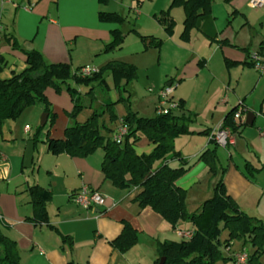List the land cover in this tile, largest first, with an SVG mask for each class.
Instances as JSON below:
<instances>
[{
    "label": "crops",
    "instance_id": "crops-1",
    "mask_svg": "<svg viewBox=\"0 0 264 264\" xmlns=\"http://www.w3.org/2000/svg\"><path fill=\"white\" fill-rule=\"evenodd\" d=\"M30 1L0 0V53L7 61L1 78L10 77L26 67L24 53L12 49L5 34L12 35L25 49H38L47 62L69 63L72 69L86 64L99 68L110 60H120L103 53L104 45L111 39V30L119 24L98 18L100 10H115H104L98 0ZM220 3L223 14L218 12ZM183 19L184 16L179 34L183 30ZM191 33L188 43L193 45L191 38L200 45L207 43L210 55L192 48L193 57L179 70L177 80L196 82L198 75L205 68L211 70L213 63L220 71L213 72V78L226 84L225 97L215 106L216 127L221 125L227 112L240 103L239 121L244 122L249 111L254 114L251 124L230 132L227 145L219 147V154L227 156L223 181L227 193L234 196L233 189L248 184L238 162L232 160L234 153L240 158L247 151L260 160L256 150L264 149V74L261 77L262 73L247 61L249 51L264 47V4L252 7L249 0H212L211 12L197 19ZM95 57L102 59L98 65L93 64ZM254 72L259 73L258 78ZM171 83L172 79L167 85ZM45 95L52 112L60 118L49 126L47 116L43 128H39V123L35 129L30 126L28 131L27 123L19 126L20 129L8 125L10 138L3 137L5 141L0 149L3 157L0 160V228L16 242L21 264H152L158 241L171 239L172 234L179 237L175 232L177 227H172L151 207L138 205L133 198L139 188L121 189L105 178L101 170L102 149L85 157L49 152L45 138L47 135L63 137L69 118L61 111L70 112L73 103L66 91L57 94L48 87ZM177 98L184 101L183 105L186 103L184 94H178ZM203 129L212 130L209 126H201L198 131ZM205 136L206 140L193 143V154L184 157L194 160L209 145V136ZM151 149L152 144L141 152ZM218 177L210 178L212 187ZM82 184L100 192L105 197L104 204L91 208L76 204L71 194ZM32 185H39L51 193L47 222L28 219L33 215L28 192ZM123 221L138 231V240L127 251L120 252L109 241L120 233ZM62 236H66L67 241H63Z\"/></svg>",
    "mask_w": 264,
    "mask_h": 264
},
{
    "label": "trees",
    "instance_id": "trees-1",
    "mask_svg": "<svg viewBox=\"0 0 264 264\" xmlns=\"http://www.w3.org/2000/svg\"><path fill=\"white\" fill-rule=\"evenodd\" d=\"M106 1L98 0L101 4ZM176 5L182 6L184 11L183 30L180 36L186 39L189 31L196 26L197 19L211 12L212 0H171L168 8L162 10L159 19L168 33L172 32L175 22L170 10ZM98 18L103 22L120 25L125 21L126 16L116 11L100 10ZM131 30L139 35L144 48L150 45L159 47L162 42L161 38L152 34L139 33L135 28ZM110 34L111 39L104 45L103 52L122 47L125 33L118 27L111 30ZM4 36L12 49L21 50L24 53L26 67L18 73L13 72L10 77H0V135L5 120L15 119L26 108L39 103L43 104L49 126H52L55 113L51 110L45 89L51 87L57 93L66 91L73 103L72 110L67 112L69 123L64 128L62 138L46 136L47 150L56 155L66 153L70 156L85 157L97 148H101L103 150L101 170L105 178L115 187L139 188L133 198L138 205L151 207L172 227H176L181 220L188 221L193 226L192 234L188 238L158 241L156 257L152 264H158L161 257H164L163 264H215L220 258L230 264H238L233 254L225 257L221 252L222 247L230 250L231 240L234 238H243L252 246V251L247 252L245 262L240 264H264L262 261L264 223L260 218L250 216L241 210L237 202L227 193L223 181V173L227 165L223 166L220 163V146L214 139L209 138V145L194 160L182 156L175 148V139L181 134L191 132L189 122L192 120V114L184 112L186 110L182 99H178L176 109L166 113H156L151 117L140 116L128 108L120 118V123L127 126V131L122 140L116 142L112 135L108 134L109 132L106 134L101 132L102 127L107 131H110V128L104 123H99V117L106 110L110 113V118H117L112 107L113 103L107 102L94 108L90 107L92 109L90 114L83 122H79L77 115L87 105L83 103L85 97L83 98L81 92L69 81L89 86L84 95L88 96L94 92L95 86L92 85L94 83L108 88L105 76L111 75L114 86L120 92L119 99L127 103L128 96H122L121 91H124L126 85L136 77L137 71L134 64L110 60L97 68V71L81 76L78 70L82 66L72 70L69 63L47 62L38 49H25L12 35ZM226 63L232 62L226 60ZM248 64H250L249 61ZM6 65V58L0 53V73ZM121 80H124L123 85ZM240 105L241 103L227 112L220 125L221 128L227 127L231 132H237L245 125V122L239 121L240 118H235ZM44 126L45 124L39 125V128ZM114 131L112 130L113 133ZM199 132L210 136L211 130L203 129ZM139 133H142L152 144L149 152H138L135 149ZM198 160L207 164L211 177L217 175L219 177L214 183L212 195L204 199L196 210L190 212L184 201L185 189L177 185L176 180ZM173 161L177 163L174 164ZM28 192L33 208V215L28 219L47 222V203L51 199V193L39 185L29 186ZM122 224L120 233L110 240L109 244L120 252H125L137 243L138 231L127 221H123ZM224 230L227 231V236L222 240L220 235ZM62 240L67 241V237L62 236ZM0 264H21L16 242L4 234L1 228Z\"/></svg>",
    "mask_w": 264,
    "mask_h": 264
},
{
    "label": "rangeland",
    "instance_id": "rangeland-1",
    "mask_svg": "<svg viewBox=\"0 0 264 264\" xmlns=\"http://www.w3.org/2000/svg\"><path fill=\"white\" fill-rule=\"evenodd\" d=\"M170 2L171 0H139V2L137 0H107L105 3H102L104 10H115L119 14L126 16L125 21L119 25V28L125 33L122 47L103 53L111 58L130 61L136 66V77L126 85L124 91H121L122 96H128L127 103L119 99L120 92L114 86V80L111 75L107 74L105 76L108 88L94 83L92 84L95 86L94 92L93 94H88V96L84 95L88 91L89 86L78 85L72 81H69V83L81 92L83 98L85 97L83 103L87 106L77 115V121L79 122H83L90 114L92 111L90 107L94 108L107 102L113 103L112 107L117 118H110V113L107 110L99 117V123H104L106 127L110 128V131H107L101 126V132L103 134L109 132L108 134L111 136L112 130L116 129L120 123L121 116L127 112L128 108L137 112L140 116H154L157 113V94L172 79L173 98L178 99V94H184L186 97V103L184 104L186 111L184 112H191L192 114V120L189 122V130L191 132L178 136L174 144L182 156H189L193 154V143L198 144L196 140H206V136L198 131L200 127L209 126L213 129L218 124L216 121L218 113L215 111V106L220 103L221 98L225 97L226 84L224 82L223 84L219 78V80L213 78V72H220L218 71L219 68L213 63L211 70L205 68V71H202L198 75L196 82H192L189 79L177 80V74L181 71L182 66L193 57L192 50L195 49L194 51L196 52L202 51L208 55H210L211 50H207V43L206 45H200L193 38H191L194 41L193 45L188 43L189 37L192 36L191 30L196 26L189 31L188 38L183 39L180 36L179 33L184 16L183 8L180 5L173 6L170 10L175 19L172 32L168 33L165 30L164 25L159 19L162 10H166ZM218 12L224 13L221 3ZM132 28L161 38L162 42L160 46L150 45L144 48L141 38L136 32L131 30ZM101 60L99 57L93 64L98 65ZM225 67L228 68L226 64ZM72 70L75 69L73 68ZM263 72L261 77L264 74ZM254 75L258 78L259 73L254 72ZM123 84L124 80H121V85ZM42 107L41 103L31 105L17 118L5 120L3 131L0 135V149L5 141L3 137L6 139L10 138L8 125L11 124L20 129L19 126L27 123L29 127L31 126L35 129L39 125L44 113V108ZM61 112L64 116L68 117L67 112L63 109ZM57 118H60L59 114L55 113V119ZM149 147H151V143L142 133H139V140L136 142L135 149L141 152L147 150ZM219 150L221 151V149ZM256 152L260 155V160L254 158L255 155L248 154L247 151L244 153V157L240 158L234 153L232 160L238 162L240 171L243 173L244 178L247 179L248 184H243L241 187L238 185L236 189H233L234 196L231 197L237 202L241 210L250 216L260 218L264 223V149L258 148ZM219 158L220 163L224 166L227 156L224 157L222 154H219ZM176 163L177 161L174 164ZM211 175L207 164L198 160L197 165L193 169L188 170L176 180V183L177 181L180 183L177 185L185 189L184 201L190 212L196 210L204 199L212 195L213 187L211 179L213 177ZM190 226L192 227V224L184 220L179 221L176 225L181 230H193V228H189ZM226 236L227 231L224 230L220 235V239L223 240ZM170 238L175 240L180 239L173 234ZM239 251L251 252L252 246L248 241H244L243 238H234L231 240L230 250L224 247L221 248L222 255L225 257H230L233 253ZM262 261L264 262V257ZM215 264H230V262H225L220 258Z\"/></svg>",
    "mask_w": 264,
    "mask_h": 264
},
{
    "label": "built area",
    "instance_id": "built-area-1",
    "mask_svg": "<svg viewBox=\"0 0 264 264\" xmlns=\"http://www.w3.org/2000/svg\"><path fill=\"white\" fill-rule=\"evenodd\" d=\"M30 1V0H26ZM31 2V1H30ZM249 4L252 7H260L264 4V0H249ZM247 60L251 64V66L257 70L258 72L262 73L264 71V48L262 50L255 49L249 51L247 55ZM97 71V68L91 65H83L79 70L78 74L81 76H86L91 74L92 72ZM158 95V105H157V113H166L169 110L176 109L178 106V99L173 98L172 96V88L171 84L167 85L166 87L162 88ZM241 116V110H238L235 113V118L239 119ZM26 131L29 130V126H25ZM127 131V126L123 123H119L116 130L112 134L113 140L116 142H120ZM229 128H221L216 127L211 130L209 138L214 139V141L222 147H225L227 143V137L230 133ZM0 160H3V157L0 155ZM72 200L84 207V208H91L97 205H103L105 202V197L98 192L95 188L87 185L82 184L76 191L71 194ZM176 234L181 238H188L192 234V230H181L179 228L175 229ZM236 261V263H244L247 258V253L245 251L235 252L232 255Z\"/></svg>",
    "mask_w": 264,
    "mask_h": 264
},
{
    "label": "water",
    "instance_id": "water-1",
    "mask_svg": "<svg viewBox=\"0 0 264 264\" xmlns=\"http://www.w3.org/2000/svg\"><path fill=\"white\" fill-rule=\"evenodd\" d=\"M253 116H254V114L252 111L247 112V114L245 116V120H244L245 124H248V125L251 124ZM46 119H47V112H44L42 117H41V120H40L41 126H43L45 124ZM163 262H164V257H161L158 264H163Z\"/></svg>",
    "mask_w": 264,
    "mask_h": 264
}]
</instances>
